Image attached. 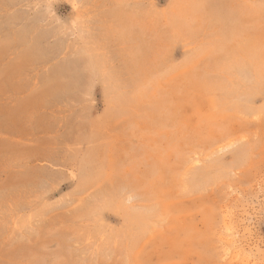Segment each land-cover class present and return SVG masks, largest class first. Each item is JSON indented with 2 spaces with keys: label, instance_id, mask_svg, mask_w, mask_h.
<instances>
[{
  "label": "rangeland",
  "instance_id": "1",
  "mask_svg": "<svg viewBox=\"0 0 264 264\" xmlns=\"http://www.w3.org/2000/svg\"><path fill=\"white\" fill-rule=\"evenodd\" d=\"M240 259L264 264V0H0V264Z\"/></svg>",
  "mask_w": 264,
  "mask_h": 264
},
{
  "label": "bare ground",
  "instance_id": "2",
  "mask_svg": "<svg viewBox=\"0 0 264 264\" xmlns=\"http://www.w3.org/2000/svg\"><path fill=\"white\" fill-rule=\"evenodd\" d=\"M232 224H234V223H232ZM232 224H230V226L232 225ZM229 225V224H228ZM227 225V226H228ZM233 229V228H232ZM231 228H230V231L232 230ZM227 230H228V227H227ZM229 240V239H228ZM225 241H227V240H225ZM230 241V240H229ZM232 242H233V240H232ZM229 243V242H228ZM232 245H233V243H232ZM225 246V245H224ZM230 254V253H229ZM223 255H225V254H223ZM239 256V255H238ZM234 257L236 258L237 256H235L234 255ZM221 259H223V257L221 258ZM225 259V258H224ZM241 260V259H240ZM240 262V261H239ZM239 264H246L245 263V260L243 259V260H241V263H239Z\"/></svg>",
  "mask_w": 264,
  "mask_h": 264
}]
</instances>
